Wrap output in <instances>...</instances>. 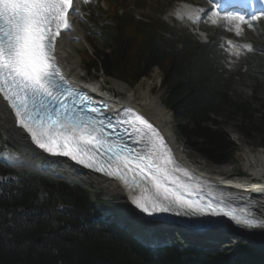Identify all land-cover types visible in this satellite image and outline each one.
<instances>
[{"label":"trees","instance_id":"obj_1","mask_svg":"<svg viewBox=\"0 0 264 264\" xmlns=\"http://www.w3.org/2000/svg\"><path fill=\"white\" fill-rule=\"evenodd\" d=\"M109 2L118 8L126 0ZM102 20L94 23L93 34L104 48L90 41L92 51L84 59L89 73L100 71L133 86L159 67L161 101L172 112L176 135L213 164H228L238 151L227 123L264 148V98L257 103L254 96L231 92L208 45L186 37L179 48L166 27L118 10L108 23ZM0 176V264H264V256L242 241L236 254L181 243L150 249L128 231L101 220L100 196L92 200L75 182L15 173L1 162ZM58 218L61 224L70 223L60 233Z\"/></svg>","mask_w":264,"mask_h":264},{"label":"snow or ice","instance_id":"obj_2","mask_svg":"<svg viewBox=\"0 0 264 264\" xmlns=\"http://www.w3.org/2000/svg\"><path fill=\"white\" fill-rule=\"evenodd\" d=\"M73 11L74 0H0V94L17 126L43 152L119 179L130 202L148 217H225L246 229L264 228V220L254 215L205 200L190 182L191 174L178 165L164 138L143 117L137 114L129 121L133 143L141 145L132 147L113 139L104 122L89 115L99 110L68 85L54 55L58 37L71 28ZM238 21L239 31L244 18ZM198 223L210 230L217 221Z\"/></svg>","mask_w":264,"mask_h":264},{"label":"bare ground","instance_id":"obj_3","mask_svg":"<svg viewBox=\"0 0 264 264\" xmlns=\"http://www.w3.org/2000/svg\"><path fill=\"white\" fill-rule=\"evenodd\" d=\"M79 0H74L75 11L70 13L69 19L71 20V28L68 31H63L57 39L55 46V57L59 64L64 76L74 86H87L93 87L92 91L98 93V88L106 90L107 93L115 95L112 104L115 108L125 110H132L147 120L164 138L168 148H170L175 161L178 165L187 170L200 179L207 181L211 184L213 189L235 191L240 193H249L255 202L256 213L264 219V153L262 151L257 154L247 151L245 154L247 174L246 175H233L232 165L226 164L216 166V171L209 172L204 169V166H193V162L188 159L183 149L178 147L177 135L174 130L172 121V112L162 103L161 98L154 94L155 88L160 84L159 71H155L150 78H143L134 86L118 79L111 78L110 88H104L101 82L85 81L82 74L76 72L74 68L75 61L74 55L80 57L79 43L81 40L77 38L78 25H80L79 18ZM83 39V38H82ZM84 40V39H83ZM81 58V57H80ZM108 84V83H107ZM118 93V95H116ZM116 96L120 98L117 99ZM0 121L9 131L11 139L15 144V154H22L25 158L40 159L47 158L53 161L55 168H59L60 172L65 174H75L81 179L88 181L91 185L99 186L105 190L106 197L117 198V211L118 218L124 220L136 221V225L151 224L152 220L149 219L144 213L135 209V206L130 202L128 192L123 188L118 180L109 179L103 175L93 174L82 168L74 166L70 161L61 158H54L47 156L45 153L35 147L31 138L17 126L16 119L6 104L0 97ZM0 159L5 161L8 165L13 166L17 170L24 167L34 166L31 163L21 161H11L0 153ZM30 161V160H29ZM39 161V160H38ZM37 162V161H36ZM58 170V169H57ZM215 172L218 174L215 175ZM202 238H212L219 243L228 242L224 236L228 233L236 236L234 240L229 241L238 243L240 238H244L253 243L258 249H264V228L255 230H247L242 227L227 225L224 223H216L215 227L210 230L199 229ZM230 246V245H229Z\"/></svg>","mask_w":264,"mask_h":264},{"label":"rangeland","instance_id":"obj_4","mask_svg":"<svg viewBox=\"0 0 264 264\" xmlns=\"http://www.w3.org/2000/svg\"><path fill=\"white\" fill-rule=\"evenodd\" d=\"M170 4H171V0H137V1L128 0L127 5H129V7L127 10L130 13L135 14L137 17H139L142 20L163 19L165 22L169 24V26L173 27L179 35H182L186 32L188 33L189 30H186L183 25V23L185 22L184 21L180 22L177 19H174L173 16H171L172 7H169ZM96 6H97V0H91L88 2V4L85 7H83L81 11V15H80L81 24L78 26L77 38L81 40V42L79 43L80 44L79 50L82 56L86 55V52H84L85 49H90L87 41L82 39V37H85L89 34L87 29L88 23L87 20L85 19V14H86L85 9L91 8L90 10L94 12L96 11ZM190 32L197 35L199 30L194 29L192 31L190 30ZM207 32L208 35L211 36L215 35L214 33L215 31L213 29H207ZM198 37L200 39H205V36L202 34ZM249 39L264 47V24L256 25L255 29L249 32ZM91 41L96 48L100 50L104 48V44L101 41L94 38L93 36ZM73 59L75 61L74 68L76 69V72L81 73L83 75L85 73V70L83 69L84 65L82 59L80 57H77V55H74ZM235 65L236 64H231L230 66H235ZM254 69L255 71L258 69H264V53H262L261 55H259L258 57H256L254 60L251 61V66L249 67L248 71L244 74L243 78L237 79L236 85L234 86H237L238 91L243 95L254 96L258 103V100L264 98V82L259 78L258 74L254 72ZM155 71H159L160 84H158V86L155 88L154 94L159 98H161L163 95V90L161 87L162 72L158 68H154L153 72L148 77H143V78L152 77V74ZM94 76L98 78L94 79L95 78ZM88 77L92 81L96 80V82H101L105 86V88L107 89L110 88L112 79L107 76H104L102 72L100 71L98 72L95 70L92 73H90ZM116 95H118V93H116ZM116 98L119 99L120 97L116 96ZM172 121L174 125V130H176L175 119L172 118ZM225 125H226L225 127L227 133L231 136V138L233 139V141L235 142L238 148L234 160L229 162V164H231L233 167L232 172L230 173L239 176L246 175L248 173L246 167V160H245L246 152L251 151L252 153L257 154L258 152L262 151L264 153V148L258 147L255 139L248 140L244 136H242L239 133L234 123H230V124L227 123ZM0 130L1 133L3 134L4 140L9 146L5 152L7 153V156L10 159L5 154L3 155L11 161L16 160L15 162L21 161L25 163L32 162V164L34 165L31 167L21 168L20 170L35 172L36 174L47 176L56 180H66V181L75 182L76 184H79L80 186H82L91 193L92 200H96V197H98V195L100 196L102 203L99 204V209L101 211L105 213H109V212L118 213L116 206L117 198L106 197V193L104 189H101L99 186L96 185H91L88 181L81 179L75 174H65L60 172L59 168L54 167V164H52L53 163L52 160H44L42 158L37 160L30 158L23 159L24 156L22 154H14L16 152L17 145L15 144V142L12 141L8 129L3 124H1V121H0ZM177 140H178L177 143L178 147L186 151L185 153L188 154L189 156L188 159L193 162V166L203 165L204 169L209 172H214L216 171V166H221V165L213 164L212 162L206 159H203L196 152L188 149L185 146L184 142L178 136H177ZM216 174L218 173L215 172V175ZM134 223H136V221L131 220L130 218L129 220L127 219L121 222L120 225H122L132 234H135L134 231L136 229L135 230L131 229L134 226ZM154 230L156 231L155 239L157 242L169 243V244L182 243L185 245L191 243L190 241H188V239L182 237L184 233H181V231H176V229L172 225L157 224L155 225ZM235 238L236 236H233V234L231 233L226 234L224 236V239L228 240V242L222 243L221 244L222 247L219 248L229 253L236 254L238 252V249L240 248V241H242L249 249L253 250L255 254L257 255L260 254L264 256V249L256 248L252 242L245 240L244 238H240L238 243H236V241L232 242L231 245L229 241L234 240Z\"/></svg>","mask_w":264,"mask_h":264},{"label":"water","instance_id":"obj_5","mask_svg":"<svg viewBox=\"0 0 264 264\" xmlns=\"http://www.w3.org/2000/svg\"><path fill=\"white\" fill-rule=\"evenodd\" d=\"M250 203H251V206L255 207V202H254V201H250ZM63 228H64V227H63ZM61 229H62V227L59 228V230H61ZM59 230H58V231H59ZM38 241H40V239H39Z\"/></svg>","mask_w":264,"mask_h":264}]
</instances>
